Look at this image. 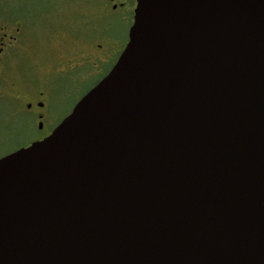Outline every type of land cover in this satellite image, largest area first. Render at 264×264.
I'll list each match as a JSON object with an SVG mask.
<instances>
[{"label": "water", "instance_id": "1", "mask_svg": "<svg viewBox=\"0 0 264 264\" xmlns=\"http://www.w3.org/2000/svg\"><path fill=\"white\" fill-rule=\"evenodd\" d=\"M0 264H264V0H137L112 70L0 159Z\"/></svg>", "mask_w": 264, "mask_h": 264}, {"label": "flooded vegetation", "instance_id": "2", "mask_svg": "<svg viewBox=\"0 0 264 264\" xmlns=\"http://www.w3.org/2000/svg\"><path fill=\"white\" fill-rule=\"evenodd\" d=\"M136 7L137 0H0V109L7 110L0 123L14 131L0 159L51 135L89 91L59 121L60 111L49 107L54 76L78 83L79 72L85 71L82 82L93 69L106 71L104 77L112 70L129 42ZM119 26L128 28L126 42ZM30 41L61 48L30 54ZM68 41L77 43L72 48ZM79 41L89 46L77 51Z\"/></svg>", "mask_w": 264, "mask_h": 264}, {"label": "rangeland", "instance_id": "3", "mask_svg": "<svg viewBox=\"0 0 264 264\" xmlns=\"http://www.w3.org/2000/svg\"><path fill=\"white\" fill-rule=\"evenodd\" d=\"M80 8L81 5L77 3H70V7L74 10L75 7ZM82 8V7H81ZM116 32L121 33L126 42L128 28L119 26L116 30ZM55 42L52 41H30L29 42V49L30 54H37L36 51H38V54L40 53H53L58 52V50L61 47H56L54 45ZM77 43V41H68L67 44H70L73 48V44ZM66 44V43H62ZM89 45H85L78 42L77 46H74V48L77 49V51L84 50ZM95 58V57H94ZM94 60V59H93ZM95 63V62H94ZM85 71L79 72L77 74V79L80 77L78 83H72L69 82L68 79H63L54 76L52 79V85L51 86V100H50V109L60 111L61 113V119L59 118V121L62 120L72 109L74 104L84 95L88 90H90L92 87H94L106 74V71H94L88 74L84 81H80L82 78L81 76L84 75ZM82 74V75H80ZM76 81V82H77ZM24 91V90H22ZM5 114H7V110L4 108L0 109V116L2 118H5ZM14 137V131L9 126L4 125L3 123H0V152H2L4 149H7L10 144L11 140Z\"/></svg>", "mask_w": 264, "mask_h": 264}]
</instances>
